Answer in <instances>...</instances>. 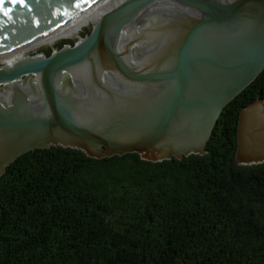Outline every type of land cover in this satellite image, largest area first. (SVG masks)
Instances as JSON below:
<instances>
[{
  "label": "water",
  "instance_id": "obj_1",
  "mask_svg": "<svg viewBox=\"0 0 264 264\" xmlns=\"http://www.w3.org/2000/svg\"><path fill=\"white\" fill-rule=\"evenodd\" d=\"M94 1L0 0V54ZM146 10L159 13L136 19ZM263 66L264 0H120L71 45L0 64V174L17 155L49 146L148 161L202 154L223 105ZM24 76L35 80L21 85ZM235 138L236 164L264 162V97L239 111Z\"/></svg>",
  "mask_w": 264,
  "mask_h": 264
},
{
  "label": "trees",
  "instance_id": "obj_2",
  "mask_svg": "<svg viewBox=\"0 0 264 264\" xmlns=\"http://www.w3.org/2000/svg\"><path fill=\"white\" fill-rule=\"evenodd\" d=\"M257 97L264 66L223 105L202 154L17 155L0 174V264H264V162L234 161L238 113Z\"/></svg>",
  "mask_w": 264,
  "mask_h": 264
},
{
  "label": "bare ground",
  "instance_id": "obj_3",
  "mask_svg": "<svg viewBox=\"0 0 264 264\" xmlns=\"http://www.w3.org/2000/svg\"><path fill=\"white\" fill-rule=\"evenodd\" d=\"M119 1L120 0H95L94 2L89 4L87 7H85L82 11L76 13L70 19H68L66 22H64L63 24H61L57 28L51 30L50 32L46 33L45 35L37 37V38L27 42L26 44L21 45L20 47L14 49V50H11V51L6 52L4 54H0V62L6 68L12 66L16 60L23 58L25 56L23 54H21L18 56L10 57L11 55H14L20 51H23L24 49H28L29 47L37 46L38 44H40V43H42L48 39L55 38L56 36H60L61 34L68 31L71 27L76 25L79 21H81V19H83L85 17H91L92 22L94 23L96 21V19L98 18V16L103 11H105L108 8H110L111 6L117 4ZM160 9L163 11V8H160ZM157 12L159 13L158 10H154V11L153 10H150V11L146 10L143 14L138 15L136 19H138L141 15H145L147 13H148L147 16H154L157 14ZM139 29H141L140 26L137 25V22H134L133 27H130V28H128V30L121 33L120 42L124 43L125 41H127L129 39V37H131V34L135 35ZM122 30H124V29H122ZM138 32H140V31H138ZM76 35H78V34H76ZM150 38H151V36L147 37L145 39V41H147Z\"/></svg>",
  "mask_w": 264,
  "mask_h": 264
},
{
  "label": "rangeland",
  "instance_id": "obj_4",
  "mask_svg": "<svg viewBox=\"0 0 264 264\" xmlns=\"http://www.w3.org/2000/svg\"><path fill=\"white\" fill-rule=\"evenodd\" d=\"M145 23L146 22L144 21V23L142 25L138 24V23H137V25H139L140 28L142 29L143 25ZM92 24H93L92 18L91 17H85V18L81 19V21H79L76 25L71 27L68 31L61 34L60 36H56L55 38L48 39V40L38 44L37 46H33V47H29L28 49H24L23 51H20L14 55H11L10 57L18 56L21 54H23L24 56H33L36 53H41L42 55H44L42 52L43 49H49L50 51H52L53 49H57L54 47V45H55V43H57L59 41L68 40V41H71V43L77 41V39L79 37H83L84 35L87 34V32H89ZM76 34H78V35H76ZM64 44L66 45L67 43H64ZM68 45H71V44H68ZM140 46L141 47L131 49V51H138L139 52L140 49L143 48L144 45L141 44ZM0 64H2V63L0 62ZM27 77H28L29 82L33 81L32 76H24L19 80V84L22 85L25 82ZM69 85H70L69 79L64 77V79L62 80L61 89L67 88V87H69ZM33 88L34 87H32L31 90L35 93ZM5 89H6V87L2 88V86H0V92L1 93L4 94Z\"/></svg>",
  "mask_w": 264,
  "mask_h": 264
},
{
  "label": "built area",
  "instance_id": "obj_5",
  "mask_svg": "<svg viewBox=\"0 0 264 264\" xmlns=\"http://www.w3.org/2000/svg\"><path fill=\"white\" fill-rule=\"evenodd\" d=\"M54 50V49H53ZM52 50V51H53ZM35 55H42L41 53H36ZM32 78H33V76H32ZM33 80H34V78H33ZM0 86H2V88H4V87H6L5 85H0ZM5 91V90H4Z\"/></svg>",
  "mask_w": 264,
  "mask_h": 264
}]
</instances>
